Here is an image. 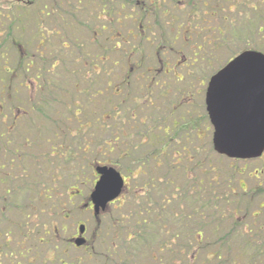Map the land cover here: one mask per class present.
Returning a JSON list of instances; mask_svg holds the SVG:
<instances>
[{
	"label": "trees",
	"instance_id": "obj_1",
	"mask_svg": "<svg viewBox=\"0 0 264 264\" xmlns=\"http://www.w3.org/2000/svg\"><path fill=\"white\" fill-rule=\"evenodd\" d=\"M3 1L5 0H0V31L4 33L0 37V60L4 62L7 57L5 47L8 43L16 51L17 58L10 75L4 67L0 68V93L7 94L3 91H8V87L18 78L21 82L33 84L37 98L30 101L34 107L29 109L26 116L29 119L28 127L32 124L40 127L38 131L22 132L20 135L24 138L19 141L14 139L11 147L8 145L10 134L0 135V149L5 156L3 161L10 159V154L14 161H18L15 165L22 170L25 168V160L28 165H31L30 161L43 165L42 161H48V156L52 154L55 159L47 170L54 168L60 173L59 167L79 154L88 151L90 161H94L97 156L115 151V160L119 162L117 166L136 180V184L126 189L124 211L120 218L111 221L108 230L111 240L107 239L104 252L114 257V263L131 262L126 259L130 256L126 252L129 243L115 241L122 239L145 242L157 233L158 237L163 236V241L153 249L150 258L155 260L169 252L172 253V258L156 259V264H177L176 255L182 263L185 259L186 264H263L264 242L258 240L260 237L255 235L253 228L263 229L258 224L252 227V222L264 207V197L260 198L256 208L249 210L247 205L250 201L245 188L240 185L239 172H233L234 176H231L229 172L234 170L225 172L212 168L209 173L207 170L210 166L207 163L202 165L201 159L198 163L196 154L199 155L204 147L206 154H215L210 145L198 146L196 140L189 145L192 141L188 139L189 133L196 131L195 137L198 135L201 138L197 131V126L202 123L201 119H198L199 124L195 126L188 124L190 119L179 125L173 123V130L170 129L172 134L169 135V129L158 124L159 122L150 121L148 126L144 116L139 118L135 115L136 110H145L139 105V101H144V104L152 103L149 97L159 77H156L155 71L142 68L144 63H139L141 60L137 58L132 67L134 71L140 68L142 72L139 76L142 79L134 85L131 84V76L126 75L132 69L125 66L131 61L133 54L141 50V44L151 43L149 37L156 33L163 45L160 42L155 45L152 53L155 60H159L157 55L160 51L168 49L175 52L172 47H167L174 45L176 40H179L178 49L188 46L192 53H196L198 49L202 50L203 57L209 55L214 38L208 33L213 30L220 32L221 22L228 21L232 23V29L237 30V21H232L227 15L234 13L239 16L242 9L254 16L256 13L263 15L262 0H83L82 3L80 0H69V3L65 2L61 6L43 3V0H12L4 5L2 3L6 1ZM253 2L258 5L252 6ZM88 5H91L94 12V29L88 32L91 33L92 42L85 46L87 42L81 41L75 30L76 18H72L67 12H60L68 9L73 14L77 11L85 13ZM125 7L133 13L125 14ZM225 10L226 13H223ZM54 17L61 27L68 29H64L67 34L46 29L45 22H51ZM120 17L129 18L130 25L136 30L135 36L130 30L123 34ZM215 17H220V25H216ZM202 22L205 24H201ZM208 22H211V26H207ZM252 22L251 19L245 21L249 29L254 27L259 31L263 27V21L258 25ZM106 30L107 40L100 45L99 37ZM28 32L30 34L26 36ZM191 38L194 41L188 45ZM121 66H125L124 76L119 72ZM141 87L144 96L132 94L133 90ZM157 96L163 99L161 92ZM128 102L136 106L124 111L126 115L122 116L125 120L120 115V109L122 104L126 105ZM49 105L53 106L50 111L47 110ZM160 113L162 116L165 114L163 111ZM110 119H113V129L119 133L125 130V124L130 123L123 151L118 148L121 141L118 135L113 136V141H117L115 144L102 138L93 142L91 138L100 131L110 134ZM51 120L52 124L49 123ZM131 122L137 123L134 125ZM154 127H157L156 131ZM11 135L18 137L15 133ZM179 136L187 144H183V141L180 143ZM40 142L47 145L45 153L37 149ZM174 144L181 145L180 149L173 147L171 151L167 150ZM26 146L34 151L27 158ZM215 155L219 160L223 158ZM200 167L208 169L205 172L204 168V173H201ZM220 172H224L222 182L215 179L216 173ZM19 173L22 174L23 171ZM33 173L38 175L39 172ZM74 175H71V181L77 180ZM46 198L48 197L45 196ZM201 199L204 200L202 206ZM174 200L177 206L173 211ZM168 215L173 219L174 227L169 238L165 239L166 233L170 231L164 222ZM249 223L251 225L247 228ZM236 230L241 238L234 243L232 239ZM181 236L189 238L186 252L183 250L184 246L175 248V243ZM254 240L263 246L257 249ZM146 263L149 262L144 261L142 264ZM103 264L107 262L104 261Z\"/></svg>",
	"mask_w": 264,
	"mask_h": 264
},
{
	"label": "rangeland",
	"instance_id": "obj_2",
	"mask_svg": "<svg viewBox=\"0 0 264 264\" xmlns=\"http://www.w3.org/2000/svg\"><path fill=\"white\" fill-rule=\"evenodd\" d=\"M6 1V2H5ZM2 3L7 4L11 2L12 0H5ZM75 1V0H70ZM69 0L62 1V0H43V3H55L56 6H61L65 2L69 3ZM81 3L83 0H80ZM85 2L87 0H84ZM262 6H264V0L261 1ZM260 3V4H261ZM75 4V3H70ZM256 6L255 2H253L252 6ZM88 8V9H87ZM86 8V12H80L77 11L76 13H69L68 9H65L64 11H61L60 13L67 12L72 18H76V32L81 37V41L87 42V45L89 46L92 42L91 33H88L89 30L94 29V24L92 21L93 17V11L91 9V5H88ZM162 8V7H161ZM160 8V9H161ZM239 16H236L234 13L230 16L227 15V17H231L232 21H237V30L232 29V26L229 21L228 22H221V28L222 30L220 32H215L214 30L209 32V36L214 38L213 42V49L211 51V54L206 55L203 57L202 50L196 49V53H192V50L190 47H180L179 48V40L175 41V44L169 45L167 48L172 47V49H175V52L165 50L160 51L158 53L159 60H155V57L152 58L153 49L155 48V45H158L159 42L161 45L163 43L161 42V39H159V34L156 33L155 35H152L149 37L151 43L145 42L141 44V47L139 52H136L133 54L131 61H128L126 67H131V65H134V62H136L137 58H139L141 61L139 63H144V66L151 65L156 71L162 70V72L159 73V80L156 81L153 91L151 92V101L153 102L154 108L158 106V110L155 111L152 109L153 107L146 106L147 104H144V101H139V105H142V107L145 110H136L135 115L139 116V118H142L141 116H144L147 121V125H150L151 122H159L158 124H162L164 127H172L173 123H177V125L187 122L189 119L193 118H199L202 120L201 124V138L195 137L194 131L192 133H189L188 139H191L189 145H192L195 140L198 142V146L200 144L201 147L203 146H211V128L208 126V122L204 121L203 118V111L201 110V103L203 102V89L206 88V81L209 78L211 74H213L218 68H220L224 63H226L231 57L235 56L238 52H240L243 49H255L259 50L262 53H264V13L261 15V13L254 14L247 11V13L243 12V9L240 10ZM125 14H132L133 12L130 11L128 7L124 8ZM226 13V10L223 12ZM136 15V14H135ZM137 16V15H136ZM224 17V16H223ZM225 18V17H224ZM246 19L253 20L252 23L259 24L261 21H263V27L257 31L254 27L249 29V27L246 25L245 21ZM214 21H216V25H220V17H215ZM10 20L8 21V23ZM119 22L122 23L121 30L124 33L130 32L135 36V29L130 25L129 18L127 17H120ZM201 24H205V22H202ZM200 24V25H201ZM216 25L214 28H216ZM207 26H211V22L207 23ZM46 29H53L60 31V34L66 33L65 30H68L66 27H61L59 21L54 17V19H51V22L47 21L45 22ZM222 32V33H221ZM107 33L104 31L101 36L99 37L100 45L101 43H105L104 40H107L105 37ZM0 34H3V31H0ZM29 32L26 34V36H29ZM67 34V33H66ZM70 35V34H69ZM196 40H199L197 36ZM56 38V37H55ZM194 38V37H193ZM191 38L188 41V45L191 44L194 39ZM0 38V42H1ZM166 41V40H165ZM166 44V43H164ZM7 49L8 54V60L7 65L9 69H13L17 54L13 47L8 43L5 47ZM92 50V48H91ZM31 50L29 51V53ZM144 52L145 55H144ZM201 55L199 58L198 56ZM65 57H67L65 55ZM143 58V59H142ZM195 59L196 61H193ZM160 62H165V65L162 66ZM142 65V64H141ZM124 66V67H125ZM107 67V65H106ZM121 66L120 75H125V68ZM166 70V73H164V68ZM0 68H1V60H0ZM127 71V70H126ZM138 71V72H137ZM141 70L137 69L136 71L130 70L128 74L131 78V84H138L139 81L142 79L139 75L141 74ZM144 74V73H142ZM179 76L181 80H177L175 76ZM10 77V76H9ZM20 79L18 78L14 84L13 88H17L16 94H22L20 97L26 98V94H28V91L32 88L27 89V87L17 86ZM204 81V86L201 84V82ZM145 82L147 80L145 79ZM167 87V89L165 88ZM143 87H141L138 90H133V95H139L144 96V93L141 92ZM124 91V90H123ZM141 92V93H140ZM160 92L162 94H165V98L158 97L157 95H160ZM186 100L188 103H185L183 105H180L178 109H174L171 112H168V108H170L173 104V102L177 100ZM25 101L24 108H27L26 99H23ZM60 100V99H59ZM60 104L57 105L59 107ZM136 105L133 106L132 102H128L122 104V108L120 109V115H126L124 111L130 110L132 107L134 108ZM53 106L49 105L47 107V110H52ZM151 109V110H150ZM149 110V111H148ZM161 111H163L165 114L162 116ZM166 111V112H165ZM137 112V113H136ZM161 116L163 120L161 121ZM123 117V116H122ZM53 118V117H51ZM124 118V117H123ZM125 119V118H124ZM126 120V119H125ZM80 121H84V119H80ZM113 119L108 120V124L111 126V132L108 134L106 131H100L99 134L95 133L91 136L93 139V142H96L98 140L104 139L107 140V142H111L113 144L117 143V141H113V136L118 135V138L121 139L119 141V149L123 151L125 147H123L126 142V136L129 133V125L125 124L124 128L125 130L122 131V133L117 132V130H114L111 122ZM162 123H161V122ZM29 123V122H28ZM27 123V125H28ZM50 124L53 123L51 120L49 122ZM79 123V120L78 122ZM132 123V122H131ZM137 122H134L132 124H136ZM4 123H0L2 125ZM176 125V127H177ZM31 127H37L36 125L32 124ZM209 129V130H206ZM154 131L157 130V127L153 128ZM173 130V129H171ZM169 130L168 134L171 135L172 131ZM34 131H36L34 129ZM166 132V131H165ZM189 136H191L189 138ZM87 138V137H86ZM85 138V139H86ZM117 138V136H116ZM180 140V143L187 144L182 139V136L178 137ZM179 143V144H180ZM174 144L173 146L167 148V150L171 151V149L174 147V149L178 150L180 149L181 145L176 146ZM47 145L43 142H40L37 146L38 151L45 153L46 152ZM205 148V147H204ZM203 148V149H204ZM200 151V154H196L197 160L203 165L204 163H207L208 167H200V172L204 173L206 170L210 173L211 169L214 168V170L217 171H232L229 172L231 176H234V173H240L239 177L240 179V185L245 188L247 197L250 201V203L247 205V208L249 210L256 208L258 202H260V198L264 197V156L260 158H256L253 160H229L225 157H223L221 160H219L216 157V153L214 155H208L204 152V150ZM26 152V158L33 154V150H29L28 147H25ZM2 159V158H1ZM54 156L50 154L48 156V161L44 160L42 161L43 165H36L34 162H31V165H28V161L25 160L24 170H26V173L34 175L35 180H38L39 182H34L29 184L30 187L35 188L36 190H39L40 195L49 196V199H45V202H43V205L38 203H34L38 206L39 213H40V220L35 219L36 224L39 226L38 223H43L41 226L45 229L44 239L45 243L43 244V248H45V256L41 257L38 261L39 263L42 262L43 264H102L103 261L106 259L107 255H110V259L112 258L111 254H108L104 252V247L107 239L109 241L111 240L109 238L110 233L108 230L110 229L111 221L120 218V215L124 211L123 205H124V197L120 198V206L119 202L114 201L111 203V205L108 206V208L102 212L97 218L93 217V211L90 209L85 208V201L86 198L90 192V190L93 187V184L95 182V173L93 171V167L96 164H112L116 165L119 164L118 161H116V152L113 151L112 153L105 154L101 157H96V160L90 161V153L87 151L85 154H79L73 159L71 158L70 162L62 164L59 169L49 168L52 163L54 162ZM40 161V160H39ZM15 167V168H14ZM13 169L18 171L21 169L20 166L17 167L14 164ZM119 170L121 173L125 176L127 175V172L122 169L120 166ZM122 169V170H121ZM45 170V172H44ZM213 170V169H212ZM33 172H39V175H35ZM44 172V173H43ZM234 172V173H233ZM13 174H15L14 171H12ZM126 173V174H125ZM215 173V172H214ZM56 174V175H55ZM75 174V175H74ZM71 175H74V178H77L73 181H71ZM126 177V176H125ZM216 180H220L221 182L224 179V172L216 173L215 176ZM128 187H132L136 184V180L131 179L128 176ZM234 180V179H233ZM232 180V181H233ZM234 185L236 186L235 182ZM223 186V184L221 185ZM71 187V188H70ZM227 189V188H226ZM78 190V191H77ZM48 191V192H47ZM194 192V190H193ZM69 195H72L71 197ZM257 195L259 199L255 196ZM30 188H28V192H22L21 197L14 196L10 199H8L9 203H16L18 207L23 210L24 212H28L29 210L24 209L25 202H29V198L31 197ZM0 210L2 209V206L4 204H7L6 198L4 196H0ZM159 199V197H156ZM129 200V198H128ZM204 200L201 199V206L203 205ZM198 204V203H197ZM194 205L191 204L189 207H192ZM159 206V203H158ZM176 200L173 202V211L176 209ZM42 209V210H41ZM126 210V209H125ZM131 209H129L130 211ZM37 211H34L36 213ZM24 215V214H23ZM16 218L17 215L15 214ZM10 212L5 210V208L0 211V230L3 229L4 221L6 219H9ZM25 219V216L23 217ZM99 220V221H98ZM250 220V218H248ZM257 220V222H256ZM165 225L169 226L170 231L166 233L165 239H168L171 235V230L174 227L173 219L168 215L165 219ZM79 223H84L86 226V231L84 236L86 239H89L91 242L93 249L90 252H87V250H84L81 248H75L72 244L66 243L67 238H72L76 236L77 234V226ZM254 227V224L260 225V228L264 230V207L261 208L258 216L254 217V222H252ZM99 224V226H97ZM250 223L249 226L250 227ZM37 227V226H36ZM253 232H255L256 236H259L258 239L261 241V243L264 242V231L259 230L257 228H253ZM49 232V233H48ZM206 234V232L204 233ZM241 236L238 234L237 230L235 231L233 235V242L237 243L240 241ZM151 240H147L145 242H142V240H122L119 239V241H115L116 243L125 244L128 242V251L127 254L130 255L126 259L131 260L127 261L126 264H142L144 261L149 262L150 264H156L158 262L156 259H166L170 260L172 258V253L169 252L166 256L160 255L159 257H156L155 260L150 258V254L163 241V236L158 237V234L155 233ZM34 245V242L32 240H29ZM36 241V239H35ZM189 238L185 236H181L178 238V240L175 243V248L179 249L184 246V252H186V247L188 244ZM255 241V240H254ZM258 241V242H259ZM261 243H256L257 249H259L261 246ZM131 244V245H130ZM103 245V247H102ZM29 246H31V243H29ZM35 246V245H34ZM177 249L176 252H177ZM52 252L55 253V256L52 255ZM264 252V248H263ZM53 256V257H52ZM156 256V255H155ZM178 258L177 264H186L185 259L184 262L180 260L179 256L176 255ZM31 258V257H30ZM107 261V260H106ZM263 261V260H262ZM108 264V263H107ZM113 264V263H111ZM264 264V261H263Z\"/></svg>",
	"mask_w": 264,
	"mask_h": 264
},
{
	"label": "water",
	"instance_id": "obj_3",
	"mask_svg": "<svg viewBox=\"0 0 264 264\" xmlns=\"http://www.w3.org/2000/svg\"><path fill=\"white\" fill-rule=\"evenodd\" d=\"M206 110L213 125V149L228 158L249 159L264 151V54L244 50L211 76ZM98 179L90 193L97 214L119 196L123 178L113 166L96 165ZM85 226L80 224L79 233ZM85 239L78 237L79 246Z\"/></svg>",
	"mask_w": 264,
	"mask_h": 264
},
{
	"label": "flooded vegetation",
	"instance_id": "obj_4",
	"mask_svg": "<svg viewBox=\"0 0 264 264\" xmlns=\"http://www.w3.org/2000/svg\"><path fill=\"white\" fill-rule=\"evenodd\" d=\"M201 84L204 86V81H202ZM205 90L206 88L203 89V95ZM177 102L178 105L174 106L176 109H178L180 105L188 103L187 99L183 101L179 99ZM201 107V110L205 113L204 101L203 104L201 103ZM0 108H2V106H0ZM0 115L3 116L4 120L2 122L5 124L4 127H0V135L21 130L10 126L13 121H19V114L14 120H10L12 117L11 112L7 113L6 111L0 110ZM194 116L188 122L189 125L195 126L199 124V118H194ZM197 129L198 132H201L199 126H197ZM8 139L10 141L11 137H8ZM12 163L13 161L11 159H6L0 163V196H4L7 201V204H4L2 209L5 207V210L9 211L11 216L9 219L5 220V227L0 230V264H43V260L40 263L38 261H41L40 258L45 256L43 244L45 243L44 234L47 232H45V229L41 226L43 223H38V226L35 222V219L40 220V209H38V206L35 204L39 202V204L43 205V200L41 198L39 199V191H33V194L31 193L32 196L29 198V202L26 201L23 207L29 210L27 213L21 210L16 203L8 202V199L18 195L21 197L22 192H28V182L30 181L28 175L17 174V170L13 169ZM12 171H14L15 174H13ZM88 208L91 209V206ZM34 211L37 212L34 213ZM24 216L25 219H23ZM74 237H72V239ZM70 239L71 238H69V241ZM29 240H32L35 246ZM29 243H31V246H29ZM83 247L84 250H87L89 244ZM52 255L55 256V253L52 252Z\"/></svg>",
	"mask_w": 264,
	"mask_h": 264
}]
</instances>
